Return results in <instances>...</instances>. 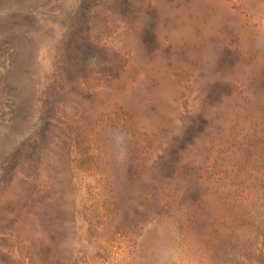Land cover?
<instances>
[{
  "label": "rangeland",
  "instance_id": "rangeland-1",
  "mask_svg": "<svg viewBox=\"0 0 264 264\" xmlns=\"http://www.w3.org/2000/svg\"><path fill=\"white\" fill-rule=\"evenodd\" d=\"M0 264H264V0H0Z\"/></svg>",
  "mask_w": 264,
  "mask_h": 264
}]
</instances>
